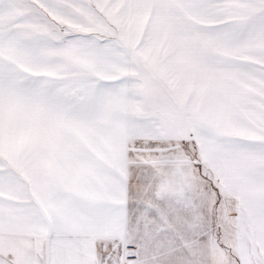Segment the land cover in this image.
I'll list each match as a JSON object with an SVG mask.
<instances>
[{"label":"snow or ice","instance_id":"snow-or-ice-1","mask_svg":"<svg viewBox=\"0 0 264 264\" xmlns=\"http://www.w3.org/2000/svg\"><path fill=\"white\" fill-rule=\"evenodd\" d=\"M0 264H264V0H0Z\"/></svg>","mask_w":264,"mask_h":264}]
</instances>
